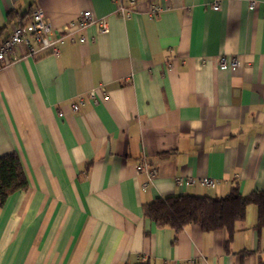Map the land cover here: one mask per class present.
<instances>
[{
    "label": "crops",
    "instance_id": "0c3cea01",
    "mask_svg": "<svg viewBox=\"0 0 264 264\" xmlns=\"http://www.w3.org/2000/svg\"><path fill=\"white\" fill-rule=\"evenodd\" d=\"M119 1L0 0V41L36 6L54 28L84 10L109 26L92 24L88 41L66 42L59 57L0 66V156L17 152L30 183L0 203V264H258L239 253L264 248L255 205L229 252L225 228L190 223L176 234L143 206L264 188V0H222L220 10L212 0H137L127 17ZM154 3L166 7L157 17ZM144 161L157 170L146 187ZM189 177L217 183L177 182Z\"/></svg>",
    "mask_w": 264,
    "mask_h": 264
},
{
    "label": "trees",
    "instance_id": "16d2710c",
    "mask_svg": "<svg viewBox=\"0 0 264 264\" xmlns=\"http://www.w3.org/2000/svg\"><path fill=\"white\" fill-rule=\"evenodd\" d=\"M30 186L20 155L11 152L0 156V203L4 204L16 191L27 190ZM255 205L257 220L254 227L259 234L264 231V188L244 194L238 184L224 196L179 194L158 197L143 206L146 217L160 227H170L175 233L181 232L190 223H198L205 231L225 228L228 234L226 247L236 232L237 223L244 221L249 205ZM243 256L258 254V264H264V248L242 249ZM132 264V263H125ZM135 264H151L143 260Z\"/></svg>",
    "mask_w": 264,
    "mask_h": 264
},
{
    "label": "built area",
    "instance_id": "2783aa9c",
    "mask_svg": "<svg viewBox=\"0 0 264 264\" xmlns=\"http://www.w3.org/2000/svg\"><path fill=\"white\" fill-rule=\"evenodd\" d=\"M130 7L126 6L122 0L117 4L116 12L121 16H129L132 12V6L136 4L137 0H129ZM168 0H163L166 2ZM254 0L251 1V7L253 8ZM222 7V0H212V9L220 10ZM164 9H166L163 3H154L150 7L149 14L152 17H157ZM98 24L100 32H108L109 26L104 17L96 16L92 10H84L80 16L71 22H68L61 28H54L51 22L45 15L44 10L36 6L32 10L30 20L27 23L19 24L13 27L7 37L0 41V66L14 63L15 61L25 57L27 55L36 56L40 53L47 52L55 57H59L61 53V47L66 42L85 43L88 41L86 30L92 24ZM23 46L28 47L26 54L22 56L19 54V49ZM220 65L224 68L227 67L225 58L220 60ZM236 63H232V67H235ZM104 98H108V94L104 89ZM89 96L95 103H99V98L95 93L91 91ZM85 98L80 97L78 100L72 103L71 109L73 111H79L85 106ZM64 112H60L59 115L63 116ZM139 171L146 173L147 182L144 184L146 187L156 177L157 170L150 166L147 161H144L138 167ZM177 182L180 184L194 185L200 183L207 187L216 186V181L210 177H189L178 178ZM171 264V263H164ZM179 264V263H178ZM186 264H196L194 260H188Z\"/></svg>",
    "mask_w": 264,
    "mask_h": 264
}]
</instances>
